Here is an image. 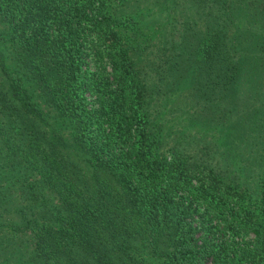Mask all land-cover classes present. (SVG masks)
<instances>
[{"label": "trees", "instance_id": "16d2710c", "mask_svg": "<svg viewBox=\"0 0 264 264\" xmlns=\"http://www.w3.org/2000/svg\"><path fill=\"white\" fill-rule=\"evenodd\" d=\"M0 264H264V0H0Z\"/></svg>", "mask_w": 264, "mask_h": 264}, {"label": "rangeland", "instance_id": "374dc122", "mask_svg": "<svg viewBox=\"0 0 264 264\" xmlns=\"http://www.w3.org/2000/svg\"><path fill=\"white\" fill-rule=\"evenodd\" d=\"M170 6H172V5H170ZM205 9L203 8V6L201 4H200V6H193V7L189 6V7L184 8V10L187 12V14L190 13L193 18L196 16V17H199V19H201V20H198L197 26H195L193 29H190V33L191 34L196 33L200 29V24L203 23V20L204 19L207 20V17H208V19L211 17L210 15L209 16L207 15V13L209 12V10H205ZM171 16H174V13L173 12L170 13V17ZM162 18H164L163 15H160L159 18H158V20H161ZM149 31H150V29H149ZM147 32H148V28L147 29H144V30L143 29L141 30V35H143V38L142 39H144L146 37V33ZM122 35H123V38L125 39L124 40L125 44L129 45L128 43H132V42L134 43L135 39H131V37H130L131 34H130V30L129 29L123 28L122 29ZM135 36L137 37V44H138V48L140 49L138 51V55L136 54V60L141 61L143 63H146L145 64V67H144V71H146L147 68H150V67H147L149 65L148 59H149V61L153 59L152 55L150 56V54H148V51L151 49V47L149 46L148 49L146 50V47L147 46L142 41V39L140 38V35L137 34V32H136L135 33ZM151 41H152V39H148V43L149 44H151ZM193 41H195V40H193ZM182 51H186V49L183 48ZM135 53H137V50H136ZM145 54H147V56H146V58L143 59V56ZM91 58L92 59H95L94 61H92L90 63L91 66H92L91 67L92 69L97 70V71L98 70H102V71L107 70V67H105V63H101L100 66H99L98 65V58L95 57V56H93V55L91 56ZM176 59H177V65L176 66L178 67V70L175 71L174 74L177 75V74H180L181 73V70L185 69L189 65V61H187V60L184 59V55H182V58L181 57H176ZM150 75H151V73L145 75L146 81L153 80L152 78L150 79ZM244 109H246V110L248 109V106H246V104H244ZM243 114H247V113L246 112H243ZM234 116H235V114H233V117ZM244 118H248V120H250V122L253 120V118L252 119H249L250 117H242L241 119H244ZM236 120L233 121V124H231L229 127H227V129L225 131L223 130L222 132H220V127L218 126V128H217L218 130L215 131L216 132L215 133V139L220 140L222 138L221 141H223L224 134H226L227 132L230 133V131H231L230 129L231 128H237L236 127ZM188 123H189V125H193L191 121H189ZM252 130H253V128H252ZM223 142H225V141H223ZM223 142H222V144H225Z\"/></svg>", "mask_w": 264, "mask_h": 264}]
</instances>
